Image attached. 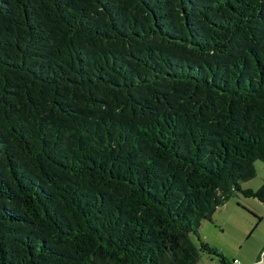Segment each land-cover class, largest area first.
<instances>
[{
    "label": "trees",
    "instance_id": "16d2710c",
    "mask_svg": "<svg viewBox=\"0 0 264 264\" xmlns=\"http://www.w3.org/2000/svg\"><path fill=\"white\" fill-rule=\"evenodd\" d=\"M256 160L264 0H0V264L224 263Z\"/></svg>",
    "mask_w": 264,
    "mask_h": 264
},
{
    "label": "rangeland",
    "instance_id": "374dc122",
    "mask_svg": "<svg viewBox=\"0 0 264 264\" xmlns=\"http://www.w3.org/2000/svg\"><path fill=\"white\" fill-rule=\"evenodd\" d=\"M254 167L255 175L239 181L240 190L201 221L198 236L190 233L198 247L204 242L215 248L224 256V263L219 255L200 251L197 264H234L233 259L238 264H253L258 258L264 247V205L255 196H245L241 191L257 190L264 182V163L256 160Z\"/></svg>",
    "mask_w": 264,
    "mask_h": 264
},
{
    "label": "water",
    "instance_id": "95a60500",
    "mask_svg": "<svg viewBox=\"0 0 264 264\" xmlns=\"http://www.w3.org/2000/svg\"><path fill=\"white\" fill-rule=\"evenodd\" d=\"M253 264H264V249L262 251V256L260 257V259Z\"/></svg>",
    "mask_w": 264,
    "mask_h": 264
},
{
    "label": "built area",
    "instance_id": "2783aa9c",
    "mask_svg": "<svg viewBox=\"0 0 264 264\" xmlns=\"http://www.w3.org/2000/svg\"><path fill=\"white\" fill-rule=\"evenodd\" d=\"M233 262H234V264H237V260H234Z\"/></svg>",
    "mask_w": 264,
    "mask_h": 264
},
{
    "label": "crops",
    "instance_id": "0c3cea01",
    "mask_svg": "<svg viewBox=\"0 0 264 264\" xmlns=\"http://www.w3.org/2000/svg\"><path fill=\"white\" fill-rule=\"evenodd\" d=\"M258 255H259V254H258ZM234 260H237V259H233V261H234ZM237 261H238V260H237ZM238 263H239V261L237 262V264H238Z\"/></svg>",
    "mask_w": 264,
    "mask_h": 264
}]
</instances>
